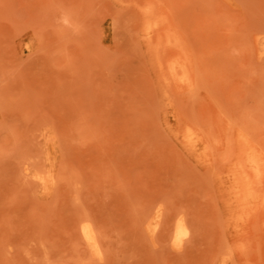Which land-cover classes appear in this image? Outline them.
I'll use <instances>...</instances> for the list:
<instances>
[{
    "label": "rangeland",
    "instance_id": "rangeland-1",
    "mask_svg": "<svg viewBox=\"0 0 264 264\" xmlns=\"http://www.w3.org/2000/svg\"><path fill=\"white\" fill-rule=\"evenodd\" d=\"M0 264H264V0H0Z\"/></svg>",
    "mask_w": 264,
    "mask_h": 264
},
{
    "label": "bare ground",
    "instance_id": "bare-ground-1",
    "mask_svg": "<svg viewBox=\"0 0 264 264\" xmlns=\"http://www.w3.org/2000/svg\"><path fill=\"white\" fill-rule=\"evenodd\" d=\"M235 169L240 176H242L243 178H248V184L246 185V187L253 186V183L254 186L257 184L259 186V183L263 182L262 171L251 173L250 171L253 169V167L251 165H248L247 163H238ZM258 186L256 187L258 188Z\"/></svg>",
    "mask_w": 264,
    "mask_h": 264
}]
</instances>
